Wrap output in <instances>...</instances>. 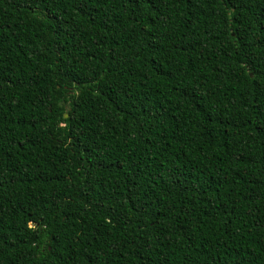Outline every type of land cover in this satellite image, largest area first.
<instances>
[{
    "label": "trees",
    "instance_id": "trees-1",
    "mask_svg": "<svg viewBox=\"0 0 264 264\" xmlns=\"http://www.w3.org/2000/svg\"><path fill=\"white\" fill-rule=\"evenodd\" d=\"M0 264H264V0H0Z\"/></svg>",
    "mask_w": 264,
    "mask_h": 264
},
{
    "label": "water",
    "instance_id": "water-1",
    "mask_svg": "<svg viewBox=\"0 0 264 264\" xmlns=\"http://www.w3.org/2000/svg\"><path fill=\"white\" fill-rule=\"evenodd\" d=\"M65 116V115H64Z\"/></svg>",
    "mask_w": 264,
    "mask_h": 264
}]
</instances>
